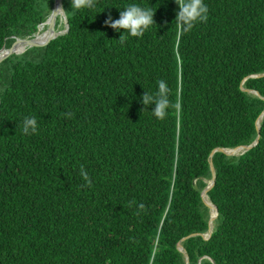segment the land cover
I'll return each instance as SVG.
<instances>
[{
  "label": "trees",
  "instance_id": "trees-1",
  "mask_svg": "<svg viewBox=\"0 0 264 264\" xmlns=\"http://www.w3.org/2000/svg\"><path fill=\"white\" fill-rule=\"evenodd\" d=\"M63 1L69 31L0 64V264H264V117L258 145L211 157L258 137L264 0H205L187 32L175 0ZM129 3L155 7V25L121 43L105 21ZM54 5L0 0V50ZM161 79L157 117L142 97Z\"/></svg>",
  "mask_w": 264,
  "mask_h": 264
},
{
  "label": "clouds",
  "instance_id": "clouds-1",
  "mask_svg": "<svg viewBox=\"0 0 264 264\" xmlns=\"http://www.w3.org/2000/svg\"><path fill=\"white\" fill-rule=\"evenodd\" d=\"M80 0H71V6L78 5ZM178 6L175 21L180 25L182 32H187L198 23L206 22L208 19L209 8L205 0H175ZM91 6V5H90ZM119 9V8H117ZM67 11L60 10L58 14L63 15ZM156 8L152 6H142L137 3H129L120 11L118 19L113 20L111 16L105 21V24L116 32H121L119 40L124 42L125 35L131 37H142L146 31L155 25L154 16ZM158 89L155 96H149L146 92L142 97V103L145 106H154L153 113L157 117L166 114L169 105V87L165 80L157 82ZM70 115V114H69ZM38 131V121L35 116L25 117L23 120V132L25 134H34ZM80 175L87 180L88 173L83 166L80 167ZM142 207V206H141Z\"/></svg>",
  "mask_w": 264,
  "mask_h": 264
},
{
  "label": "water",
  "instance_id": "water-1",
  "mask_svg": "<svg viewBox=\"0 0 264 264\" xmlns=\"http://www.w3.org/2000/svg\"><path fill=\"white\" fill-rule=\"evenodd\" d=\"M60 10H64V5H63V0H55V5H54V9H53V13L54 14H58ZM61 17L62 20L64 21V29L62 31H57L56 25H57V20L58 18ZM46 25L47 28V32L50 33V35L45 39V40H39L38 36L40 34L41 31V27ZM69 31V22L67 19L66 14L63 15H53L51 14L49 19L47 20L46 23H44L43 25H41L39 27V32L38 34H36L33 38H26V39H18V43L16 45H14L13 47L7 49L6 47H3L2 50H0V64L9 56L13 55V54H22L24 53L27 48H31V47H35V46H40V45H46L49 44L52 40L56 39L57 37L66 34ZM18 48V49H17ZM19 48H22L23 51H19ZM253 77H259L257 76H253ZM250 93H254L258 96H260V94L258 92L255 91H251V90H246ZM264 117V112L262 113V115L259 117V119L257 120V131H258V137L256 139V141L249 146H241L235 149H216L215 151H213V153L211 154V157L216 153V152H224L227 155L233 156V155H242L244 153H246L248 150L252 149L253 147H255L256 145H258L259 140H260V131H261V121ZM211 165V170H212V174H213V178L212 180L209 182L208 186L204 189V191L202 192V198L204 200V202L207 204V206L210 208L211 210V220H210V229L208 231L207 234H203V237H205V239H209L213 233V224H214V220L217 218L218 216V208L210 201L209 197H208V192L213 188V186L215 185V181H216V172H215V168L213 165V162H210ZM190 237H193V235H191ZM180 248L179 250L184 252V249L182 247V245H179ZM186 257V262L187 264H189V257L187 254H185Z\"/></svg>",
  "mask_w": 264,
  "mask_h": 264
},
{
  "label": "bare ground",
  "instance_id": "bare-ground-1",
  "mask_svg": "<svg viewBox=\"0 0 264 264\" xmlns=\"http://www.w3.org/2000/svg\"><path fill=\"white\" fill-rule=\"evenodd\" d=\"M64 2V1H63ZM50 35L49 32H47V28L43 29L41 33L38 36L39 40H45ZM18 49V48H17ZM19 51H23L22 48H19Z\"/></svg>",
  "mask_w": 264,
  "mask_h": 264
},
{
  "label": "rangeland",
  "instance_id": "rangeland-1",
  "mask_svg": "<svg viewBox=\"0 0 264 264\" xmlns=\"http://www.w3.org/2000/svg\"><path fill=\"white\" fill-rule=\"evenodd\" d=\"M59 18H60V20H59V24H58V27H57V31H61V30L64 29V21L62 20L61 17H59ZM46 28H48V27L46 26ZM40 33H41V31H40Z\"/></svg>",
  "mask_w": 264,
  "mask_h": 264
}]
</instances>
